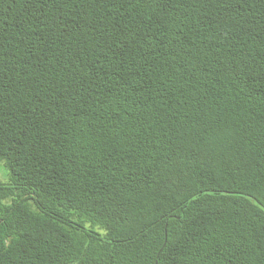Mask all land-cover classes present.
I'll use <instances>...</instances> for the list:
<instances>
[{"label":"trees","instance_id":"16d2710c","mask_svg":"<svg viewBox=\"0 0 264 264\" xmlns=\"http://www.w3.org/2000/svg\"><path fill=\"white\" fill-rule=\"evenodd\" d=\"M0 264H264V0H0Z\"/></svg>","mask_w":264,"mask_h":264},{"label":"rangeland","instance_id":"374dc122","mask_svg":"<svg viewBox=\"0 0 264 264\" xmlns=\"http://www.w3.org/2000/svg\"><path fill=\"white\" fill-rule=\"evenodd\" d=\"M8 178V170L5 168L3 162L0 161V181H6Z\"/></svg>","mask_w":264,"mask_h":264}]
</instances>
